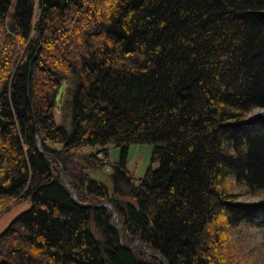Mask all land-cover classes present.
<instances>
[{"label": "trees", "instance_id": "16d2710c", "mask_svg": "<svg viewBox=\"0 0 264 264\" xmlns=\"http://www.w3.org/2000/svg\"><path fill=\"white\" fill-rule=\"evenodd\" d=\"M63 82L71 133L53 116ZM131 145L153 146L137 185ZM110 146L112 192L76 171ZM25 201L0 263L252 264L264 0H0V214Z\"/></svg>", "mask_w": 264, "mask_h": 264}, {"label": "rangeland", "instance_id": "374dc122", "mask_svg": "<svg viewBox=\"0 0 264 264\" xmlns=\"http://www.w3.org/2000/svg\"><path fill=\"white\" fill-rule=\"evenodd\" d=\"M75 86V83H67L65 93L62 99V103L58 110L54 109L53 116L55 123L62 127L66 132L71 133V109H70V97L72 90ZM260 116L263 115V112L258 111ZM98 148H84L81 151V154H90L95 153ZM153 146L151 145H131L128 147L127 152V170L132 172L135 177V184H138V181L143 178L146 171L150 166V159L152 154ZM96 154L95 158L103 160L107 158L109 164H105L100 168L89 167L85 162H80V168H76V171H80L86 175L90 180L96 181L103 184L109 192L113 191L112 183V174L113 169L110 164H115L119 160L120 149L110 146L108 147L107 156L101 153V156L98 158ZM106 160V159H105ZM104 161V160H103ZM82 164V165H81ZM152 168L156 170L158 165H153ZM64 170V168H63ZM66 177L68 176L65 173ZM260 199L257 197H242L239 199V202L244 204H254L257 203ZM30 205L28 202H19L14 203L8 211H3L0 214V234L20 215L26 212L29 209ZM264 230H252L248 236V239L242 244V251L245 256L249 258L252 264H264ZM136 245V244H135Z\"/></svg>", "mask_w": 264, "mask_h": 264}, {"label": "water", "instance_id": "95a60500", "mask_svg": "<svg viewBox=\"0 0 264 264\" xmlns=\"http://www.w3.org/2000/svg\"><path fill=\"white\" fill-rule=\"evenodd\" d=\"M66 87H67V82H63L61 84V86L59 87V89H58V93H57L56 98H55V104H56L55 109L56 110L59 109V107H60V105L62 103V99H63L64 93H65ZM57 163H58V165L60 167V173L62 175V179H63V181H64L67 189L69 190V193L71 194L72 198L75 200L74 191L71 189V187H70V185L68 183L67 177H66V175L64 173V170H63V166L61 165L60 162L57 161ZM103 206H108L111 209V211L114 212L113 209H112V207L110 205H108V203H104ZM112 221L113 222H116L114 213H113V219H112ZM135 244L136 245H140V242H136ZM147 254L150 257L155 258L156 260H158L159 262H161L163 264L162 260L159 257H156V256L152 255L150 252H147ZM0 264H9V263H7V262H1Z\"/></svg>", "mask_w": 264, "mask_h": 264}, {"label": "built area", "instance_id": "2783aa9c", "mask_svg": "<svg viewBox=\"0 0 264 264\" xmlns=\"http://www.w3.org/2000/svg\"><path fill=\"white\" fill-rule=\"evenodd\" d=\"M101 156V154H98L97 157L99 158ZM104 160V159H103Z\"/></svg>", "mask_w": 264, "mask_h": 264}]
</instances>
